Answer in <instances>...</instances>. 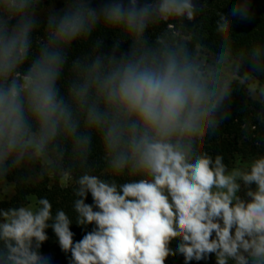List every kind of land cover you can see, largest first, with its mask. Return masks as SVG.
<instances>
[{
	"label": "clouds",
	"instance_id": "1",
	"mask_svg": "<svg viewBox=\"0 0 264 264\" xmlns=\"http://www.w3.org/2000/svg\"><path fill=\"white\" fill-rule=\"evenodd\" d=\"M202 8L195 0H62L59 8L0 0V180L36 163L59 171L73 180L76 225L92 226L75 240L69 213L54 212L47 197L0 208V264H51L41 251L49 228L68 264L175 256L264 264V154L229 168L205 150L236 76L225 37L248 18L247 3L219 15L226 47L214 63L168 31ZM160 24L167 30L150 40ZM98 29L118 38L107 51L97 40L73 56ZM252 57L264 59V49ZM94 141L103 173L73 176L65 157L86 164Z\"/></svg>",
	"mask_w": 264,
	"mask_h": 264
},
{
	"label": "trees",
	"instance_id": "2",
	"mask_svg": "<svg viewBox=\"0 0 264 264\" xmlns=\"http://www.w3.org/2000/svg\"><path fill=\"white\" fill-rule=\"evenodd\" d=\"M57 8L62 6V0H52ZM202 5L193 21L176 22L175 27L168 30L179 32L181 37H187L188 47L197 54L206 49L219 55L225 50V44L216 31V22L220 14L227 15L233 7L245 3V0H195ZM248 18L236 19L233 29L225 39L228 41L227 50L234 59L250 76H252L264 91V59L254 61L252 52L255 48L264 49V0H246ZM167 30V26L160 24L150 29L147 33L150 40ZM118 37L112 33L97 30L87 42H78L72 49L73 56L86 54L94 43L99 40L102 48L107 51ZM255 64V67L253 66ZM218 117H222L219 127L209 136L205 143V150L210 154H222L225 164L231 168L237 157L252 158L258 154H264V96L262 99L251 97L243 84L232 80L229 97L222 105ZM63 167H71L73 176H78L83 171L92 170L96 174H102L105 163L99 145L94 141L91 155L86 164L82 165L79 157H65ZM105 179L111 177L105 175ZM59 171L54 173L42 169L39 163L29 165L10 174L6 181L15 185V195L9 201H1L0 208H8L25 203L30 196L47 197L53 204V211L63 208L73 220L71 225L75 233L74 239L82 238L85 231H90L92 226L81 229L75 223V214L72 210L73 180L67 179ZM128 179L127 176L117 178L118 183ZM4 180H0V183ZM243 196V190L241 192ZM86 203L91 204L89 194ZM49 239L42 245L41 251L52 252L53 264H68L67 257L61 252L57 238L51 228L47 230ZM175 247V241L173 242ZM181 264H184L182 256H176ZM214 260V258L212 259ZM195 264V262H194ZM202 264H214L202 262Z\"/></svg>",
	"mask_w": 264,
	"mask_h": 264
},
{
	"label": "rangeland",
	"instance_id": "3",
	"mask_svg": "<svg viewBox=\"0 0 264 264\" xmlns=\"http://www.w3.org/2000/svg\"><path fill=\"white\" fill-rule=\"evenodd\" d=\"M202 60H204L207 63H214L217 60V57L219 55L214 54L206 49H202L201 52L198 54ZM231 58L232 62V68L236 72V76L233 78V80L240 82L243 84L246 92L255 99H262L264 96V91L258 81L254 79L252 76H250L234 59ZM250 158H243L242 156L237 157L234 166L236 165H242L244 162L249 160ZM231 167V168H232ZM64 182H67V179H63ZM15 195V185L8 181H2L0 183V202L1 201H9L13 196ZM28 199H35L34 196H30ZM45 255H48L52 258L51 264H53V254L52 252L45 253L42 252ZM209 262L214 263V260H211ZM167 264H181V262L178 261V259L175 257H169Z\"/></svg>",
	"mask_w": 264,
	"mask_h": 264
}]
</instances>
